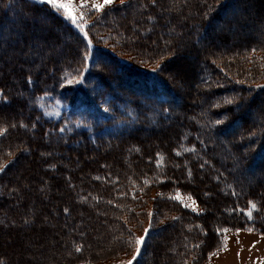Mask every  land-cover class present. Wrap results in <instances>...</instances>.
Returning a JSON list of instances; mask_svg holds the SVG:
<instances>
[{
    "label": "trees",
    "instance_id": "trees-1",
    "mask_svg": "<svg viewBox=\"0 0 264 264\" xmlns=\"http://www.w3.org/2000/svg\"><path fill=\"white\" fill-rule=\"evenodd\" d=\"M85 10L78 28L40 1L0 0V235L51 231L58 253L6 249L0 264H98L141 234L133 264H210L224 229L264 236V0ZM185 39L190 80L169 69ZM47 95L70 111L46 117Z\"/></svg>",
    "mask_w": 264,
    "mask_h": 264
},
{
    "label": "rangeland",
    "instance_id": "rangeland-1",
    "mask_svg": "<svg viewBox=\"0 0 264 264\" xmlns=\"http://www.w3.org/2000/svg\"><path fill=\"white\" fill-rule=\"evenodd\" d=\"M40 1V0H36ZM114 1V0H113ZM61 3H65L69 5V8L72 10V12L77 16L78 21H82L84 18V12L85 9H94V5H105L104 0H84L86 3V7L80 8L78 5L81 3V0H60ZM96 9V8H95ZM249 10V8L243 9V11ZM252 16V15H251ZM23 18L22 15L19 17V19ZM253 18V16H252ZM40 18H37L33 24L39 25ZM219 26V23H217L213 27V32L217 31V28ZM53 26L49 25L42 29L39 34L36 32L34 33L36 37L43 38L41 36V33H47L50 29H52ZM241 28V27H240ZM239 30L240 35H248V34H254L255 33V26L250 25L248 29L245 30ZM33 34V33H32ZM31 35V33H30ZM188 41L189 39H185L183 42L182 50L179 51V59L176 60L174 63L169 64V69L172 72L178 73L180 75V72L187 71V80L191 79V75L194 72L195 64L191 59H193L191 56L185 55L184 51L185 48L188 47ZM16 44H20V41H15ZM60 44L54 45L57 50L61 48L62 45L58 46ZM41 48V46H40ZM12 52V51H11ZM97 55V54H96ZM95 61V59L92 60V63ZM183 88L186 90L187 88L191 87L190 83H187L184 85ZM181 89V90H183ZM136 97L140 98V95H136ZM81 99V97H80ZM92 102H86L85 103V110L89 108V106H93V104H90ZM98 104L94 106V109H97L95 112V116L98 119L103 118L104 116L108 115L109 112H111V108L109 106H106L104 101H97ZM42 110L46 117L51 119H60L64 114L70 111L71 104L65 100L62 97H57L56 95H47L43 98V103L41 104ZM80 119V117H79ZM82 120V119H80ZM79 125V124H77ZM186 204L191 206L192 208L196 209V207L185 197H180ZM29 235V234H28ZM45 240H42L41 238H33L32 241H26L24 238H14L9 237L6 235H0V251H4V254H7L9 252H16L19 251V259L21 261H24L25 259L30 261H39V260H45V256H41V254L37 255V250H49L51 254L54 256H57L58 253L54 252V243L51 240V237L54 235L53 232L49 231L48 233L44 234ZM48 237L50 239H48ZM143 238L145 240V236L141 234L138 238ZM226 238V239H225ZM39 239V240H38ZM224 240H225V248L223 251L215 256H213L210 264H264V236L258 234L255 231H244V230H234V231H227L224 233ZM7 244V245H6ZM51 247V248H50ZM138 247V245H137ZM143 246H140V252L142 250ZM8 249L9 252L6 250ZM40 251V253H42ZM31 253L32 255H30ZM140 254V253H139ZM139 256L136 254V250L134 254L131 256H123L118 259H108L105 261H102L98 264H129V261H133V257ZM18 259V258H17ZM18 259V260H19Z\"/></svg>",
    "mask_w": 264,
    "mask_h": 264
},
{
    "label": "snow or ice",
    "instance_id": "snow-or-ice-1",
    "mask_svg": "<svg viewBox=\"0 0 264 264\" xmlns=\"http://www.w3.org/2000/svg\"><path fill=\"white\" fill-rule=\"evenodd\" d=\"M40 2L45 3L46 5L51 6L54 10L57 11L58 14L62 15V18L67 19L70 23H72L74 26L76 27H80L79 21L77 19V16L72 12V10L69 8L68 4L65 3H61L60 0H40ZM105 5H109L113 3V0H104ZM80 8H84L86 7V3L84 2V0H81V3L78 5ZM96 9H101L103 6L102 5H94L93 6ZM84 35L87 36V32H84ZM89 46H91V41H88ZM90 54L86 53L85 54V59H88V56ZM61 131H63V129H61ZM252 208H255L256 205L252 204L251 205ZM67 211V210H65ZM247 215L249 217H251L252 213L248 212ZM252 229H249V231H251ZM219 233V229L217 230ZM224 232H227V229H224ZM226 239V238H225ZM145 243V240L143 238L137 240V245L138 247L136 248V254L139 255L140 253V246H143ZM80 249L77 248V251H79ZM133 259H135V257H133ZM129 264H132V261H129Z\"/></svg>",
    "mask_w": 264,
    "mask_h": 264
}]
</instances>
